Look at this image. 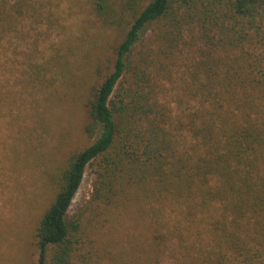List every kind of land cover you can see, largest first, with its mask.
Listing matches in <instances>:
<instances>
[{
	"label": "trees",
	"instance_id": "1",
	"mask_svg": "<svg viewBox=\"0 0 264 264\" xmlns=\"http://www.w3.org/2000/svg\"><path fill=\"white\" fill-rule=\"evenodd\" d=\"M86 2L124 36L90 92L92 139L38 221L36 264H264V0ZM41 13L0 0V39ZM89 166L93 214L73 215ZM124 212L139 231L103 242Z\"/></svg>",
	"mask_w": 264,
	"mask_h": 264
},
{
	"label": "rangeland",
	"instance_id": "2",
	"mask_svg": "<svg viewBox=\"0 0 264 264\" xmlns=\"http://www.w3.org/2000/svg\"><path fill=\"white\" fill-rule=\"evenodd\" d=\"M40 1L38 18H22L20 34L0 39V264L37 263L38 221L66 160L92 139L84 131L90 92L112 70L124 36L98 20L86 0ZM175 80L179 87V75ZM96 180L89 166L71 214H93ZM135 227L124 212L98 231L103 242L110 234L126 240ZM86 233L93 238L91 226Z\"/></svg>",
	"mask_w": 264,
	"mask_h": 264
}]
</instances>
